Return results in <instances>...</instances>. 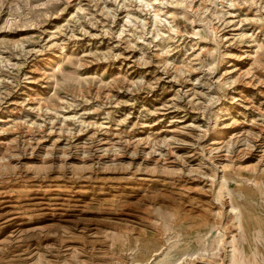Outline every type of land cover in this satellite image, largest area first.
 Listing matches in <instances>:
<instances>
[{
	"label": "rangeland",
	"instance_id": "rangeland-1",
	"mask_svg": "<svg viewBox=\"0 0 264 264\" xmlns=\"http://www.w3.org/2000/svg\"><path fill=\"white\" fill-rule=\"evenodd\" d=\"M0 264H264V0H0Z\"/></svg>",
	"mask_w": 264,
	"mask_h": 264
}]
</instances>
